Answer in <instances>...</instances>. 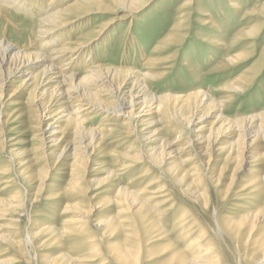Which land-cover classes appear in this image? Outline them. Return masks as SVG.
I'll list each match as a JSON object with an SVG mask.
<instances>
[{
  "label": "rangeland",
  "instance_id": "374dc122",
  "mask_svg": "<svg viewBox=\"0 0 264 264\" xmlns=\"http://www.w3.org/2000/svg\"><path fill=\"white\" fill-rule=\"evenodd\" d=\"M27 1L32 4L30 7L27 4L23 5L22 8H25V12L15 11L20 15L13 14L11 10L10 12L6 11L7 14L0 13V42H9L17 47H24L31 41L36 47H40V51L45 55L50 54L54 49L67 47L71 43L86 41L89 36H93V31H96L100 27L99 25L112 18L113 6L109 0H106L103 2L106 8L101 7L100 13L86 16V18H82L70 26L52 32L49 37L37 40V36H39L37 22L39 18L42 19L40 14L44 11H46L44 13H53L72 3L73 0H58L53 5L47 4L50 0ZM186 2L187 0H150L148 2L142 0L141 4H144V6L137 13H128L124 20L114 23L109 34L107 33L105 36L98 38L88 48L72 53V57L67 54L69 57H63L55 64L56 66H65V74H79L78 79L84 75L83 72L91 68L94 69L99 65L107 69H134L139 74L140 80L142 78L148 91L147 94L150 93L155 96L167 94L168 96L180 98L189 94H206L214 102L219 103L221 101L223 103V116L228 120L264 112V54L261 56L264 49V19L261 13L256 10L264 4V0H191V4L189 3L188 7L185 8ZM31 11H35L33 16L30 14ZM185 14L186 17H184ZM207 21H211L210 24H204ZM177 24L182 25V27L179 28ZM174 26H177V30ZM257 26L261 28L256 36L238 38L240 33H246ZM174 33L179 36L182 35V40L179 43L168 45L164 43L165 39L172 34L174 35ZM202 39H212L220 45L217 46L211 43L214 46L212 47L203 44ZM85 50L86 54L83 53ZM238 55L243 57L235 63H228L227 60L234 56L238 57ZM253 65L258 71L256 77L253 76L254 79H251L252 82L241 85V88L236 92L226 91L227 85L233 83V81L235 82L244 73L243 71ZM143 75L147 77L144 78ZM18 83L17 80L15 86ZM13 88L14 86L6 88L1 97L0 121H5L6 124L4 128H0L4 129L2 135L6 136L4 153L9 156L12 150L18 149L26 151V155L28 150L30 151L40 145L37 138L40 132L34 126L36 122L32 117L28 120L23 117L16 118L19 114V112H16L17 110L25 112L28 108V104L25 103L28 90H22L14 99L8 100ZM166 113L170 112L166 111ZM93 114L83 113L77 115L79 121H82L81 126L83 128L87 130L99 129L103 127L102 125H106L113 129L110 133L107 130L108 133L106 131L101 133V144L95 154L91 156L93 162L88 167L89 172L81 173L84 184L90 189H94L90 194V196L95 195L92 202L99 203L95 216L90 219L91 222L88 223L86 229L83 231L73 230V228L65 226L62 221L67 217L62 218L64 215L61 214L63 211L61 205L63 206L67 203V200L71 201L74 197H77L79 195L77 191L60 193V200L54 198L45 200L50 194L53 195V190L59 191L61 188H66L64 184L68 180V171L64 169L65 166L58 167L57 165L52 172H49L45 181L48 188L46 187L40 194H35L34 190L28 186L22 177L15 175L18 168L16 164H13L8 175V177L13 178V183L6 185L9 187L3 190L4 185L0 182V199L7 200L12 196L19 195L24 204L23 211L21 210L18 216L13 217V215L6 214L0 216V227L3 232H7L4 226L8 224V220L14 219L16 221L18 236H14V238L16 240L21 239V249L24 251L26 249L23 254L24 258L22 261L19 260V264H50L52 259L59 260V264H64L57 257L60 254L68 255L73 260H77V258L84 259L80 257L88 255V247L85 243L89 241L95 245L98 255L83 264H117L108 252V247L112 244L119 246L125 243V235L128 236L130 231L135 230L137 227L136 220L132 218L131 215L133 214L130 212L118 215L117 210L119 209L113 203V199L116 198L115 193L119 187H131V190L140 189L139 186H131L130 183L136 177V174L138 175L141 170L149 167V162L142 156L144 161L142 166L120 171L123 156L157 147L156 142L148 143L145 141L146 139L140 138L142 135H148L150 131L157 127L162 129L159 134L160 137H164L169 141L178 136L177 131L181 129L184 130L182 141H185V137L190 136L189 131L193 128L184 126V113H178L176 115L179 116L174 118L164 114L170 120V123L166 124L165 121L160 120L152 126V129L149 128L148 130L140 124L138 119H131L129 116H112L113 118L107 120L103 114H100V118L99 114ZM148 114H144L146 120L154 118V115L149 116ZM44 115V124L38 127L41 130L48 129L45 125L52 123V120L48 118L50 115ZM155 116L158 117L157 114ZM161 117L162 114H159L158 118ZM211 121L213 119H207L202 126H207ZM7 128L10 130L9 133L5 130ZM10 139L14 140L8 142ZM226 141L228 139H221L218 147L223 146ZM14 143L17 144L13 145ZM63 146L64 144L60 145L58 150L52 151L53 157H49V162L56 159ZM217 153L219 152L211 153L208 164L205 156H197L193 161L200 171L199 177L202 179L200 188L208 190L210 194L211 200L209 199L206 206L203 204V200H194L193 197L174 186L172 180L158 172L155 167H150L152 171H155L152 175L155 182L154 188L162 186L163 192L151 195L152 197L148 199L150 203L148 205L151 206L153 202L161 199H168L169 202L167 201L166 204L160 207L162 216L159 214L160 217L156 216V218H158L157 223L161 227L162 233L164 232L166 238L174 243L177 249L183 247L185 242L184 239L179 240L181 236H179L177 230L179 226H177L178 219L185 211L186 213L189 211L188 216L191 215L193 218L189 216L191 220H194V218L197 220V224L195 222L197 226H191L192 230L193 227L194 229L198 227L196 230H199L203 226L206 232H210L206 233L207 236L209 235L214 239L212 230L219 219L229 216L231 213L240 216L242 215L241 211H243L241 209H246L249 206L245 202L247 203L250 200L239 196V194H242L239 190L243 182L249 178V175L243 174V170H246L244 166L239 172H234L236 178L233 180V186L231 185V188L227 191L226 186L233 173V163H225V177L219 186L214 187V184L211 183V174L218 171L221 164L224 163V151H221L218 155ZM188 154L193 156V152H188ZM6 155L0 158V169L9 166V159ZM37 155L36 152L34 159L37 158ZM24 157L22 156V158ZM43 160L45 163L48 162L46 158ZM43 160L41 161L42 164L44 163ZM69 160L71 161V158ZM61 161L62 163L67 162V160H60L59 162L61 163ZM36 162L37 164L34 167L39 168L40 160L36 159ZM263 167L264 164L260 168ZM105 168L115 171V178H110L100 184L94 182V178L104 179L105 175H96V173H101ZM129 181L131 182L129 183ZM80 195H84V193ZM161 196L164 197L161 198ZM33 199L36 202H33ZM234 204L241 205V208L236 210ZM170 205H172V208L167 209ZM96 219L114 222L125 221L123 223L124 228H121L122 230L118 228L108 230L105 227H97L92 222ZM40 225L61 232L62 236L58 240H51L47 234H35L38 231L36 228ZM127 225L130 227L126 228ZM139 237H142L143 241L147 239L146 236ZM227 238L220 239L216 252L228 264H246L236 259V255L232 251L231 241ZM137 239L138 237L135 234V236H129L125 241L129 243L134 240L136 244ZM158 242L160 243H150L145 247L144 244L140 243L141 251H139L138 256L136 254L133 256L137 258L136 264H164L168 260L169 254L158 252L160 249L159 244L164 243ZM130 245H133L132 242L128 246ZM146 249L152 250L151 255H147ZM130 251H132V248ZM0 255L6 258L15 257V259L19 257V253L11 248L7 242L0 243Z\"/></svg>",
  "mask_w": 264,
  "mask_h": 264
},
{
  "label": "bare ground",
  "instance_id": "6f19581e",
  "mask_svg": "<svg viewBox=\"0 0 264 264\" xmlns=\"http://www.w3.org/2000/svg\"><path fill=\"white\" fill-rule=\"evenodd\" d=\"M104 1L106 0H73L72 3L53 13H44L46 12L44 11L40 14L42 19L39 18L37 22L39 33L37 40L49 37L52 32L70 26L78 20L86 18V16L100 13L101 7L106 8L103 4ZM109 1L113 6L112 18L99 25L100 27L93 31V36H89L86 41L71 43L67 47H61L62 49L56 48L57 50L54 49V51L46 55L42 54L40 47H36L31 41L24 47H17L9 42H0V108H2V92L6 88L14 86L8 100L14 99L22 90H28L25 101L28 104V108L25 112L17 110L16 112H19V114L16 118L23 117L28 120L32 117L36 122L34 126L40 132L37 137L40 145L30 151L28 150L26 155V151L15 149L8 156L4 153V143L6 142L4 141L6 136L2 135L4 129H0V158L6 155L9 159L8 168L0 169V182L4 185L2 189L8 188L9 186L6 185L13 183V178L8 177L13 164L18 166L15 175L22 177L28 186L34 190L35 194H40L41 191L45 190L47 187L45 185L47 176L49 172L54 170L55 166H65L64 169L68 171V180L64 184L66 188H61L59 191L53 190V195L50 194L45 200L53 198L60 200V193L77 191L79 194L77 197H74L71 201L67 200V203L63 204V206L61 205L63 209L61 214L64 215L62 218L67 217L62 221L65 226L71 227L73 230L83 231L88 227V223L90 224V219L95 216L99 203L92 202L95 195L90 196V194L94 189H90L84 184L81 173L89 172L88 167L93 162L91 156L95 154L101 144V133L106 130L110 133L113 128L102 125V128L87 130L81 126L82 121H79L77 115L97 113L96 115L99 114V118L100 114H103L107 120L108 118H113L112 116H129L131 119H138L140 124L144 125L146 130H148L149 128L152 129V126L160 120L169 124L170 120L164 114L174 118L179 116L176 114L184 113V126L186 128L193 127L189 131L190 136L185 137V141H182L184 139V130L177 131L179 135L169 141L164 139V137H160L159 134L162 129L157 127L150 131L148 135L140 137L146 139L145 141L148 143L156 142L158 144L157 147L123 156L120 171L123 169L127 171L130 168L132 169V167L142 166L144 164L142 156L149 162L148 168L141 170L138 175L136 174L132 182L129 181V183L131 182L130 185L132 184L131 186H139L140 189L131 190V187H119L115 193L116 198L113 199V203L119 209L117 210L118 215L130 212L133 214L131 215L132 218L136 220L137 228L130 231L128 236L125 235L126 239L131 235L135 236V234L138 239L136 244L134 240L131 241L133 245L130 246L128 245L131 242L126 243V239H124L125 243L119 246L112 244L108 247V252L117 264H136L137 258L133 256L134 254L138 256L139 251H141L140 243L144 244L145 247L147 244L160 243L158 241H161L164 243L159 244L160 249L157 247L159 249L158 252L160 254L163 252L169 254L168 260L164 264H228L216 252L220 239L228 236L227 239H230L232 251L238 261L246 264H264V167L260 168L264 164V112L228 120L223 116V103L221 101L219 103L214 102L206 94H189L182 98L168 96L167 94L158 96L147 94L148 91L142 78L140 80L139 74L134 69H107L100 65H95L94 69L86 70L83 72L84 75L78 79L79 74H65V66H56L55 62L59 59L69 57L67 54L72 57V53L88 48L98 38L105 36L107 33L109 34L110 28L114 23L124 20L128 13H137L144 6V4H141L142 0ZM29 2L27 0H9L7 2L0 0V13L7 14L6 11L10 12L11 10L13 14L20 15L16 12L18 10L25 12V8L22 7L25 4L30 7L32 3L30 4ZM57 2L58 0H50L49 3H46L53 5ZM190 2L191 0H187L185 8L188 7L187 5ZM256 10L261 13L264 19V4ZM33 12L35 11L30 13L32 16ZM184 17H186V14ZM210 22L207 21L204 24H210ZM7 23L9 24V21ZM180 24L182 23L180 22ZM175 27V30H177V26ZM260 28V26L253 27L246 33H240L238 38L254 37L259 33ZM180 40H182V35L179 36L174 33V35L167 37L164 43L167 45L179 43ZM202 43L210 46H212L211 43L217 46L220 45L212 39H202ZM83 53L86 54V50ZM263 54L264 49L261 56ZM242 55L231 57L227 61L229 64L235 63L243 57ZM254 66L243 71L244 73L235 82L233 81V83L227 85L226 91L236 92L241 88V85L249 84L251 79H254L253 76L256 77L255 75L258 71ZM143 76L144 78L147 77L146 75ZM17 80L19 83L15 86ZM166 111L170 113H166ZM145 113H149V116L154 115V118L146 120L144 117ZM44 114L50 115L48 118L52 120V123L45 125L48 129L41 130L38 127L44 124ZM156 114L158 117L159 114H162L163 118L156 117ZM209 118L213 119V121L209 122L207 126H202ZM0 125V128H4V125H6L5 121H0ZM5 130L7 133L10 132L9 128ZM251 137L252 139H250ZM223 138L228 139V141L223 146L218 147L220 145L219 141ZM13 140L10 139L8 142ZM15 144L17 143L13 145ZM62 144L64 146L56 159L49 162V157H53L52 151L58 150ZM216 151L219 153L224 151L225 157L223 158L224 163L221 164L219 170L211 174V183L214 184V187L219 186L225 177V163H233V173L226 186L227 191L231 188V185L233 186V180L236 178L234 177V172H239L244 166L246 170H243V174L249 175V178L243 182L239 190L242 194H239V196L249 199V202H245L249 206L246 209H241L243 211H241L242 215L240 216L231 213L229 216L219 219L212 230L214 239L209 235V237L207 236L206 233L208 231L206 232V229L201 225L199 226L203 229L196 230L198 227H195V229L193 227L192 230L191 226L196 225L197 220L195 218V221L191 220L189 217L191 215L188 216L189 211L187 213L185 211L180 215L177 222V226L179 225L177 230L179 231V236H181L179 240L184 239L185 242L183 247L177 249L174 243L166 238L164 232L162 233L161 227L157 223L158 218H156V216L160 217V207L166 204L168 199H161L153 202L151 206L148 205L150 204L148 199L152 197L151 195L163 192L162 186L154 188L155 182L152 175L155 171H152L150 167H155L158 172L172 180L171 182L174 186L193 197L194 200H203V204L206 206L210 199V194L208 190L200 188L202 182L199 177L200 171L193 161L197 156H205L208 164L211 153ZM36 152L38 154L36 159L40 160L39 168L34 167L37 164L36 159H34ZM188 152H193V156H190ZM22 156L25 157L22 158ZM45 158L48 160L47 163L43 160ZM70 158L71 161L69 160ZM42 160L45 165L44 163L42 164ZM60 160H67V162L62 163L61 161L60 163ZM98 174L105 175L104 179L94 178V182L100 184L110 178H115L116 172L105 168L101 173H96V175ZM81 193H84V195H80ZM164 196H161V198ZM35 199H33V202H36ZM23 205L19 195L12 196L7 200L0 199V216L4 214L13 215V217L18 216L20 211H23ZM233 206H235L236 210L241 208L239 204H234ZM171 208L172 205L167 209ZM163 211L162 213H164ZM92 222L95 223V226L105 227L108 230L117 228L122 230L125 221L114 222L96 219ZM7 223L4 226L7 232H3L0 227V243H9L10 247L19 253V257L15 259V257L6 258L0 255V264H19V260L22 261L24 258L23 254L26 249L25 251L21 249V239L16 240L14 238V236H18L16 221L10 219ZM36 230L38 231L35 234H47L51 240H58L62 236L61 232L48 228V226L43 227L40 225ZM176 234L178 235V233ZM139 236H146L147 239L143 241V238ZM85 245L88 247V255L80 257L84 259L77 258V260H73L65 254H60L57 257L64 264L89 262L92 260L91 258L98 255V252L92 242H86ZM133 246L134 249L136 248L135 250ZM131 248L132 251H130ZM151 251L146 249L148 256L151 255ZM58 262L59 260L52 259L50 264H59Z\"/></svg>",
  "mask_w": 264,
  "mask_h": 264
}]
</instances>
